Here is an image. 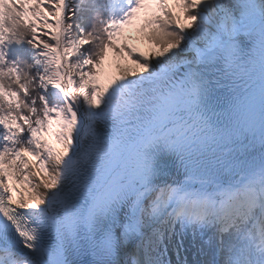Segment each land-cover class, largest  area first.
<instances>
[{"label": "snow or ice", "instance_id": "snow-or-ice-1", "mask_svg": "<svg viewBox=\"0 0 264 264\" xmlns=\"http://www.w3.org/2000/svg\"><path fill=\"white\" fill-rule=\"evenodd\" d=\"M0 264H264V0H0Z\"/></svg>", "mask_w": 264, "mask_h": 264}, {"label": "rangeland", "instance_id": "rangeland-1", "mask_svg": "<svg viewBox=\"0 0 264 264\" xmlns=\"http://www.w3.org/2000/svg\"><path fill=\"white\" fill-rule=\"evenodd\" d=\"M120 43H126L129 47H134L139 50H148L152 46L144 39V34L134 32H123L119 38Z\"/></svg>", "mask_w": 264, "mask_h": 264}, {"label": "bare ground", "instance_id": "bare-ground-1", "mask_svg": "<svg viewBox=\"0 0 264 264\" xmlns=\"http://www.w3.org/2000/svg\"><path fill=\"white\" fill-rule=\"evenodd\" d=\"M141 51H145V50H141Z\"/></svg>", "mask_w": 264, "mask_h": 264}]
</instances>
